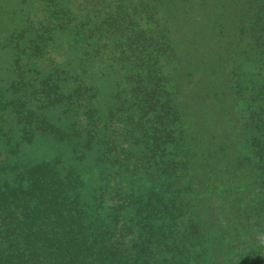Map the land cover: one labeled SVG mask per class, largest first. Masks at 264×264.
<instances>
[{"label":"trees","instance_id":"trees-1","mask_svg":"<svg viewBox=\"0 0 264 264\" xmlns=\"http://www.w3.org/2000/svg\"><path fill=\"white\" fill-rule=\"evenodd\" d=\"M0 264H264V0H0Z\"/></svg>","mask_w":264,"mask_h":264},{"label":"rangeland","instance_id":"rangeland-1","mask_svg":"<svg viewBox=\"0 0 264 264\" xmlns=\"http://www.w3.org/2000/svg\"><path fill=\"white\" fill-rule=\"evenodd\" d=\"M219 69V68H218ZM215 73H216V75L217 74H219V71L216 69V71H215ZM195 75H192L191 77H190V79L191 80H193V79H195V77H194ZM194 82V81H193ZM192 82V83H193ZM192 85V84H191ZM189 85H187V87H188ZM221 88H219V86L217 87V90H220ZM216 90V91H217ZM192 97V95L189 97V98H191ZM218 105V103L217 102H212L211 103V105L210 106H208V108H209V110H208V114L211 112V111H213V109H214V107H216ZM200 107V104H199V102L197 103V99H195L194 101H190L189 102V108L191 109V110H193L194 109V111L196 110V109H198ZM220 111L223 109V110H225V111H227L228 109H229V107H228V104H227V102L225 101V100H223V101H221V104H220ZM213 123H215V124H217V123H219V124H222V121H221V119L220 118H218L217 119V122H213Z\"/></svg>","mask_w":264,"mask_h":264}]
</instances>
